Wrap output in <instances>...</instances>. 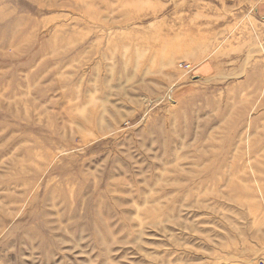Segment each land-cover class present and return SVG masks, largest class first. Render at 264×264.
Returning <instances> with one entry per match:
<instances>
[{"label": "rangeland", "instance_id": "374dc122", "mask_svg": "<svg viewBox=\"0 0 264 264\" xmlns=\"http://www.w3.org/2000/svg\"><path fill=\"white\" fill-rule=\"evenodd\" d=\"M261 261L264 0H0V264Z\"/></svg>", "mask_w": 264, "mask_h": 264}, {"label": "built area", "instance_id": "2783aa9c", "mask_svg": "<svg viewBox=\"0 0 264 264\" xmlns=\"http://www.w3.org/2000/svg\"><path fill=\"white\" fill-rule=\"evenodd\" d=\"M178 67L183 70V71H186L187 73H191L194 69H195V66L192 65V63H189V62H185V61H181L178 63ZM261 264H264L263 261L260 262Z\"/></svg>", "mask_w": 264, "mask_h": 264}, {"label": "crops", "instance_id": "0c3cea01", "mask_svg": "<svg viewBox=\"0 0 264 264\" xmlns=\"http://www.w3.org/2000/svg\"><path fill=\"white\" fill-rule=\"evenodd\" d=\"M229 6H233V7H234V6H237V5H229ZM245 7H246V9L248 8L247 5H245ZM245 7H244V8H245ZM230 24H233V22L231 21Z\"/></svg>", "mask_w": 264, "mask_h": 264}]
</instances>
